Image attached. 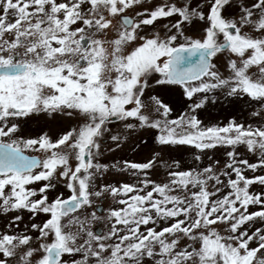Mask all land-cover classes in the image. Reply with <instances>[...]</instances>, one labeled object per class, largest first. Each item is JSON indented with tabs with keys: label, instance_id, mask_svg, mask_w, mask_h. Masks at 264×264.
Listing matches in <instances>:
<instances>
[{
	"label": "snow or ice",
	"instance_id": "obj_1",
	"mask_svg": "<svg viewBox=\"0 0 264 264\" xmlns=\"http://www.w3.org/2000/svg\"><path fill=\"white\" fill-rule=\"evenodd\" d=\"M0 264H264V0H0Z\"/></svg>",
	"mask_w": 264,
	"mask_h": 264
},
{
	"label": "rangeland",
	"instance_id": "obj_2",
	"mask_svg": "<svg viewBox=\"0 0 264 264\" xmlns=\"http://www.w3.org/2000/svg\"><path fill=\"white\" fill-rule=\"evenodd\" d=\"M106 207H107V205H105V208H106ZM100 227H103V226H102V225H97V226H95V229L99 230ZM95 229H94V230H95Z\"/></svg>",
	"mask_w": 264,
	"mask_h": 264
},
{
	"label": "water",
	"instance_id": "obj_3",
	"mask_svg": "<svg viewBox=\"0 0 264 264\" xmlns=\"http://www.w3.org/2000/svg\"><path fill=\"white\" fill-rule=\"evenodd\" d=\"M97 230V229H96Z\"/></svg>",
	"mask_w": 264,
	"mask_h": 264
}]
</instances>
